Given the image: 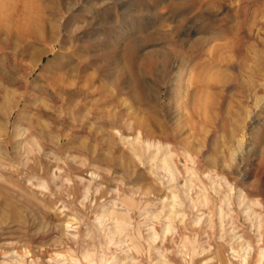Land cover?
Instances as JSON below:
<instances>
[{"label": "rangeland", "instance_id": "374dc122", "mask_svg": "<svg viewBox=\"0 0 264 264\" xmlns=\"http://www.w3.org/2000/svg\"><path fill=\"white\" fill-rule=\"evenodd\" d=\"M1 1L0 264H264V0Z\"/></svg>", "mask_w": 264, "mask_h": 264}, {"label": "bare ground", "instance_id": "6f19581e", "mask_svg": "<svg viewBox=\"0 0 264 264\" xmlns=\"http://www.w3.org/2000/svg\"><path fill=\"white\" fill-rule=\"evenodd\" d=\"M1 1V0H0ZM4 1V0H3ZM34 1H37V0H19V2H21V12H23V14H24V16H25V21H26V24H20L19 25V28L21 29V31L24 33V34H26L28 37H31V38H34V39H37V40H44V41H48V42H50V43H53L54 44V42L55 41H57V40H59V38H58V34L60 33V31H61V28L64 30V31H66V30H68V26H63V23H62V21H61V18H52V21H51V26H54L55 28H58L59 29V31H57V35H55V33L52 31H49V29H47L46 27H45V25H44V17L42 16V14H41V12H39V9L38 8H36V6H33V2ZM89 1V0H88ZM87 1V2H88ZM168 1L169 0H166V2L168 3ZM182 1L183 0H175V3H176V6L173 8V11H175L176 12V10L177 9H179L180 7H181V5L183 4L182 3ZM54 3V2H53ZM91 3V2H90ZM171 3V2H170ZM1 4L2 5H8L7 7V10H5L6 12H3V14H2V16H3V18H6V19H9V17H11L10 16V14H13V13H11L12 11H13V6L14 5H12V3H8L7 2V0L6 1H4L3 3H2V1H1ZM200 4V3H199ZM1 5V6H2ZM119 5V4H118ZM56 6V5H55ZM93 6V5H92ZM122 6H123V4H122ZM2 8H4L3 6H2ZM120 8H122V7H120ZM17 9L18 8H16V10H15V12L17 11ZM66 9V11L65 12H68L70 9H71V7H68V8H65ZM1 11V10H0ZM126 11H128V10H126ZM189 12V11H188ZM190 13V12H189ZM182 14H186V12H184V13H179L178 15H182ZM14 15V14H13ZM12 15V16H13ZM196 16V15H195ZM180 18H182V17H180ZM194 18V17H193ZM123 19V18H122ZM179 19V18H178ZM180 21V20H179ZM50 22V21H49ZM122 22H123V20H122ZM191 24H195L196 23V20L195 19H193V21H191L190 22ZM179 24H181V23H179ZM190 24V25H191ZM98 26H99V29H100V31L99 32H102V33H105V34H111L110 33V30L111 31H113L114 32V34H116V37H114L115 39L114 40H116V39H122L123 38V32L122 31H120V26L118 25V26H114V27H112V28H109L108 29V27H106L105 25L103 26V25H101L100 23L98 24ZM127 28V27H126ZM177 29H180V28H178V26L174 29V30H177ZM122 30V29H121ZM187 31H188V29L186 28H184V32H182V34H183V36L185 37V35H187ZM210 31V30H209ZM153 32H150L149 34H152ZM181 33V32H180ZM190 33V32H189ZM216 33V32H215ZM85 35V34H84ZM96 35V34H95ZM62 38V37H61ZM100 38L98 37V35H97V40H99ZM174 39V38H173ZM204 40H206V39H198V40H196V43H205L204 42ZM115 42H117V41H115ZM176 42L177 43H179V44H182L183 43V37L181 38V39H177L176 40ZM65 43V42H64ZM138 43H137V41L136 42H133L132 44H131V47L133 46V45H137ZM202 44V45H203ZM100 45L102 46V48L103 49H107V48H109L112 44H110V42H109V40L106 38V39H104V41H100ZM62 47V46H61ZM137 47V46H136ZM217 47V46H216ZM209 49V48H208ZM208 49H207V53H208ZM211 50V49H210ZM128 51H130V50H128ZM46 51H43L42 53H41V55L42 54H44ZM166 53H165V56H164V60H163V64H165L166 65V63L167 62H169L170 61V59H172V58H174V52H167V50L165 51ZM210 52V51H209ZM164 53V52H163ZM162 53V54H163ZM121 56V55H120ZM120 56H114L113 57V59L115 60V62H116V64L118 65V66H121L122 68H123V66H126L125 65V63H123V61L121 60V58H120ZM159 56H161V54L159 53V52H156V51H149V52H147V53H145L144 55H142V57H141V59H142V61L144 62V63H146V64H148V65H150V66H154V63H155V59L157 58V57H159ZM162 56V57H163ZM38 58V57H37ZM208 58V57H207ZM213 58L216 60L215 62H217L218 60H219V58H217V57H215V56H213ZM40 59H41V57H40ZM209 59V58H208ZM214 61V60H213ZM214 62V63H215ZM184 63V62H183ZM127 66H137V64H134V62L133 61H128L127 62ZM198 79H200L201 81H210L211 79H208L207 77H205V76H203V77H201V76H198L197 77ZM211 78V77H210ZM114 79V78H113ZM131 84L129 85V87L128 88H130V90L134 93V92H138L139 93V96L141 97V96H145L147 99H149V95L150 94H148V92H147V88L144 86V85H142V78H141V76H140V74H139V72L137 71V70H133V75H132V77H131ZM161 98V97H160ZM9 121V120H8ZM156 142H157V144L158 145H160V146H168V145H164V143L162 142V141H160V140H156ZM166 144V143H165ZM164 158H165V156H164ZM166 159V158H165Z\"/></svg>", "mask_w": 264, "mask_h": 264}]
</instances>
